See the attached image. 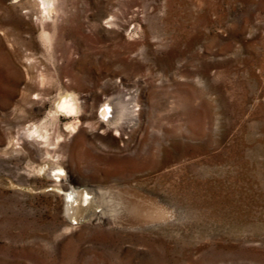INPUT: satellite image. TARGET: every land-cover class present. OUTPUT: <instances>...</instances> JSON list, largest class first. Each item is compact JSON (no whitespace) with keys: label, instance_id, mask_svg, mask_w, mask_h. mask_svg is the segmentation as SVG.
<instances>
[{"label":"rangeland","instance_id":"obj_1","mask_svg":"<svg viewBox=\"0 0 264 264\" xmlns=\"http://www.w3.org/2000/svg\"><path fill=\"white\" fill-rule=\"evenodd\" d=\"M0 264H264V0H0Z\"/></svg>","mask_w":264,"mask_h":264},{"label":"bare ground","instance_id":"obj_2","mask_svg":"<svg viewBox=\"0 0 264 264\" xmlns=\"http://www.w3.org/2000/svg\"><path fill=\"white\" fill-rule=\"evenodd\" d=\"M78 108H79V104L76 101H74L73 99H70V100L66 99L60 104L61 112L69 115L70 117L73 114H75V113L77 114L79 112ZM102 115H103V117L107 118L108 111L106 109L103 110ZM31 129H33L30 132L31 136L35 137L38 134L39 137L45 138L43 135L39 134V130L37 127H32ZM69 197H71L72 200H70L68 202V204H69L68 211H69L70 216H72V217L73 216H75V217L76 216H84L87 212H89L93 208V206H94L93 204H95L92 201L89 193L86 192L85 190L71 189Z\"/></svg>","mask_w":264,"mask_h":264}]
</instances>
